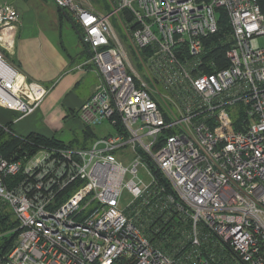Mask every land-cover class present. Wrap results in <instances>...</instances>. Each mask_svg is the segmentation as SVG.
I'll return each mask as SVG.
<instances>
[{"label":"built area","instance_id":"2783aa9c","mask_svg":"<svg viewBox=\"0 0 264 264\" xmlns=\"http://www.w3.org/2000/svg\"><path fill=\"white\" fill-rule=\"evenodd\" d=\"M54 3L79 30V68L98 79L76 116L104 135L14 160L0 152V216L12 214L18 233L0 264H264L258 0H115L109 13L88 0ZM223 14L228 64L209 72L207 38ZM20 18L0 3V109L17 113L15 123L50 91L2 51Z\"/></svg>","mask_w":264,"mask_h":264},{"label":"crops","instance_id":"0c3cea01","mask_svg":"<svg viewBox=\"0 0 264 264\" xmlns=\"http://www.w3.org/2000/svg\"><path fill=\"white\" fill-rule=\"evenodd\" d=\"M0 3L15 6L21 16L13 47L2 51L29 80L50 89L43 104L32 115L15 123L17 113L0 109L6 113L5 117H0V122L11 124L19 136L35 132L49 136L60 130L57 127L59 112L64 118L69 112L76 116L94 93L97 76L90 68H79L87 59L79 30L73 19L57 8L54 0H1Z\"/></svg>","mask_w":264,"mask_h":264},{"label":"trees","instance_id":"16d2710c","mask_svg":"<svg viewBox=\"0 0 264 264\" xmlns=\"http://www.w3.org/2000/svg\"><path fill=\"white\" fill-rule=\"evenodd\" d=\"M115 2V0H112ZM104 4L106 5V8L104 10H109L110 6H108L105 1ZM258 4L261 8V12L264 16V0H258ZM63 11V10H62ZM228 20L226 18V15L223 14L222 20L220 21V29L219 31L207 38V45H208V51L206 55V63H204L205 68L207 71H216L221 68H224L227 66V59H226V51L230 47V31L228 28ZM11 128V124H7ZM91 130L83 129V136L80 138H75L72 141L66 142L59 138H57L55 135L52 136H45L40 133H30L26 136H19L16 135L13 130H11V133H6L4 131L0 132V152L2 155L8 159V160H14L15 157L22 156L24 154L26 155H33L35 154L40 148L42 147H64V146H71V147H87L88 142L90 139L94 137V134L91 133ZM156 174H158L157 171L154 170ZM162 182V181H161ZM162 186V183H159ZM165 187V192H171L170 187L167 186L166 183H163ZM157 196H161V193L156 192ZM153 199V198H152ZM153 200H156V197H154ZM155 207V202L151 207ZM144 214H148V212L144 211ZM143 214V216H145ZM159 212H157V215L152 214V218H158ZM10 220L8 217L0 216V230H6L10 227L14 228L16 226V223L8 224ZM18 239V233L11 232L3 237L0 238V257L5 256L11 248L14 247Z\"/></svg>","mask_w":264,"mask_h":264},{"label":"rangeland","instance_id":"374dc122","mask_svg":"<svg viewBox=\"0 0 264 264\" xmlns=\"http://www.w3.org/2000/svg\"><path fill=\"white\" fill-rule=\"evenodd\" d=\"M88 1L90 4H92L94 6L95 9H97L98 11H101V12H108L109 13V12H112L113 9L118 7L117 3H114L112 0H88ZM104 1L108 6H110L109 10H104L106 8ZM0 2H1V0H0ZM114 21L118 25L116 18H114ZM119 28H120V26H119ZM119 34H120L121 38L124 39L123 31L120 30ZM257 43L258 42H256V44ZM5 115H6L5 111L0 112L1 118L5 117ZM64 115H66V114L64 113ZM58 121L59 122L57 124V127L60 130L59 131H53V132L49 133L50 134L49 136L56 135L57 138H59L63 141H66V142L72 141L78 137L81 138L83 136L84 126L82 125V123H79L77 117L74 116L71 112H69L67 118H64V116H62V113L59 112ZM71 126H72V128H71ZM92 132L95 134V136H103L104 135V128L103 127H95V128H93ZM26 135L27 134H25V136ZM138 175H139V179L146 181V176L144 175V173L142 171H139ZM122 201H123L122 204L125 206H127L131 202V196H130L127 189H124V191H123ZM4 216L8 217V219L10 220V222H8V224H11V222L16 223V226H14V228L9 226V228L6 230H0L1 233H3L4 235H7V234L14 232L16 230L17 222L13 218L12 214L7 213Z\"/></svg>","mask_w":264,"mask_h":264}]
</instances>
